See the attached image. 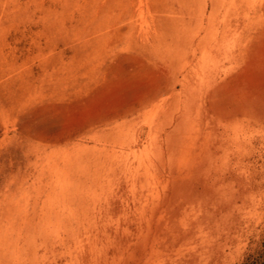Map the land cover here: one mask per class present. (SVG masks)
Returning <instances> with one entry per match:
<instances>
[{
	"label": "rangeland",
	"instance_id": "rangeland-1",
	"mask_svg": "<svg viewBox=\"0 0 264 264\" xmlns=\"http://www.w3.org/2000/svg\"><path fill=\"white\" fill-rule=\"evenodd\" d=\"M0 264H264V0H0Z\"/></svg>",
	"mask_w": 264,
	"mask_h": 264
}]
</instances>
